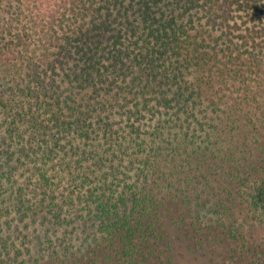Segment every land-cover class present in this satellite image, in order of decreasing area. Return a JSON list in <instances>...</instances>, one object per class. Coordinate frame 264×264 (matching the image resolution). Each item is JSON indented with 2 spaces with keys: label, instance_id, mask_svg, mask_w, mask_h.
Segmentation results:
<instances>
[{
  "label": "trees",
  "instance_id": "obj_1",
  "mask_svg": "<svg viewBox=\"0 0 264 264\" xmlns=\"http://www.w3.org/2000/svg\"><path fill=\"white\" fill-rule=\"evenodd\" d=\"M261 14L0 0V212L93 229L73 264H170V227L208 264H264Z\"/></svg>",
  "mask_w": 264,
  "mask_h": 264
},
{
  "label": "rangeland",
  "instance_id": "obj_2",
  "mask_svg": "<svg viewBox=\"0 0 264 264\" xmlns=\"http://www.w3.org/2000/svg\"><path fill=\"white\" fill-rule=\"evenodd\" d=\"M260 17L264 22V14H261ZM227 80V85L222 86V89L229 87L230 90L224 89V93L232 92L231 90L234 91L239 87L243 89L239 85H236L237 88L230 86L231 83H236V81ZM258 82L253 77V80L249 82V86L255 90L258 87ZM68 216L69 213L66 212L64 217ZM49 228L48 225L43 223L39 225H33L30 221L20 223L13 213L0 212V264H73L74 259L82 253L83 240L86 239L87 231L95 235L93 229L83 230L81 228L80 230L77 226V232L72 235L68 234L71 228L59 232L52 231ZM82 230L84 235L81 234ZM77 233H80V235ZM169 233L171 240L170 264H208L207 259H201L200 254L189 252L184 241H176V234L171 230V227ZM64 234H67L68 237H64ZM50 242L53 243L51 247L48 244ZM4 245L5 247H3ZM4 248L7 250L6 252ZM51 250L57 253L56 256L69 253L71 258L56 259L52 255L48 257Z\"/></svg>",
  "mask_w": 264,
  "mask_h": 264
}]
</instances>
